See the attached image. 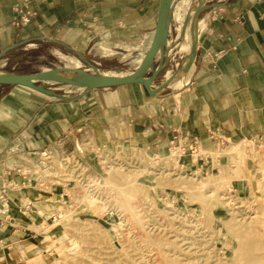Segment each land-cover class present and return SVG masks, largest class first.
Returning <instances> with one entry per match:
<instances>
[{
    "label": "crops",
    "instance_id": "obj_1",
    "mask_svg": "<svg viewBox=\"0 0 264 264\" xmlns=\"http://www.w3.org/2000/svg\"><path fill=\"white\" fill-rule=\"evenodd\" d=\"M217 1L227 4L204 14L190 57L179 51V41L167 74L183 70L157 95L143 85H127L57 100L29 88L0 86V187L43 151L76 159L87 152L88 140L155 154L189 141L200 149L264 145V0ZM152 7L153 0H0V52L49 38L95 58L110 57L103 50L128 54L142 46L139 54L147 56L157 32ZM26 13L34 15L30 24L16 27L14 21ZM173 43L176 35L169 46ZM160 85L158 80L156 89Z\"/></svg>",
    "mask_w": 264,
    "mask_h": 264
},
{
    "label": "rangeland",
    "instance_id": "obj_2",
    "mask_svg": "<svg viewBox=\"0 0 264 264\" xmlns=\"http://www.w3.org/2000/svg\"><path fill=\"white\" fill-rule=\"evenodd\" d=\"M179 1L167 0L171 10ZM216 2L208 0L202 4L200 0H191L181 44L192 47V15ZM170 35L174 40L173 30ZM174 46L173 43L170 47ZM56 50L78 58L43 42L16 50L14 56L0 61V69H7L9 60L16 62V56L21 53L25 54L24 65L32 67L30 72L50 70L52 73L58 68L65 69L68 63L58 57ZM139 53L118 52L106 59L84 54L96 71L84 63L81 71L91 77L96 72L106 76L123 75L134 69L130 63ZM12 70L17 71L18 65ZM167 72L161 83L165 75L167 78L173 75ZM50 88L67 87L55 83ZM83 146L87 152L76 159L49 150L43 151L47 156L43 152L37 155L30 166L16 169L18 177L21 175L18 170L36 169L41 160L49 161L53 155L69 167L75 165L85 179L83 183L90 184L89 189L103 200L98 199L97 213L82 211L86 204L79 209L85 189L58 166L50 178L37 183L35 193H30L33 197L17 195L10 199L12 221L19 217L29 222V216L30 224L45 223L51 221L53 213L66 217L49 231L32 229L27 223L19 227L6 225L4 250L13 245L18 254L24 248L31 251L27 257L20 254L18 264H38L48 257H52L50 264H264V145H251L244 154L234 158L230 155L237 145L202 147L195 156L184 155L178 149L177 157H170L171 151H177L174 147L155 154L146 148L131 149L126 145L104 148L93 140ZM66 189L72 190L62 199ZM53 194L57 196L52 197ZM27 204L31 209L25 216L23 207ZM38 210L45 216H38L35 213ZM60 235L65 241L57 240ZM46 240L50 250H46ZM1 255L0 264L14 262L4 256V251Z\"/></svg>",
    "mask_w": 264,
    "mask_h": 264
},
{
    "label": "water",
    "instance_id": "obj_3",
    "mask_svg": "<svg viewBox=\"0 0 264 264\" xmlns=\"http://www.w3.org/2000/svg\"><path fill=\"white\" fill-rule=\"evenodd\" d=\"M227 3H211L198 9L192 16L191 20V36L193 50L197 44V35L195 32L196 22H199L206 12L212 11ZM167 0H153L152 18L157 26V36L152 46L151 52L147 55V59L139 65L135 70L120 76L100 75L96 72L95 77H91L88 81L66 89H51L44 85L45 81H51V74L47 72H31V73H15L8 70L0 69V86H20L32 89L47 97L57 100H69L96 91H107L127 85H143L152 95H157L160 91L167 89L174 81L175 77L182 72L183 69H178L173 75L162 81L161 85L156 89L155 84L161 79L163 74L168 71L171 65V54L179 45L173 48L169 46L170 34L172 33V13ZM187 18V17H186ZM187 20V19H186ZM38 41L51 42L61 49L76 55L78 59L87 66H90L94 71L96 67L88 62L85 57L77 50L68 47L62 43L52 41L49 38H35L28 41H23L11 45L0 52V61L6 60V57L13 51L22 49L23 47L36 43ZM190 57V55H188ZM189 60L192 59L188 58ZM187 59V60H188ZM151 73V75H149Z\"/></svg>",
    "mask_w": 264,
    "mask_h": 264
},
{
    "label": "bare ground",
    "instance_id": "obj_4",
    "mask_svg": "<svg viewBox=\"0 0 264 264\" xmlns=\"http://www.w3.org/2000/svg\"><path fill=\"white\" fill-rule=\"evenodd\" d=\"M190 7H191V0H180L175 5V7L173 8V11L171 13L172 30L174 31V34L176 35L177 44L179 43V41L182 38V31H183L184 23L186 21V17L188 16ZM204 24H205V20L196 22V26H195L196 35L199 31V28L201 26H203ZM156 36H157V32H155L153 34V36L150 37V39H151L150 44L151 45L149 48H147V50L149 52H151V50H152V46L155 42ZM147 39H148V37H147ZM190 40H192L191 29H190ZM144 49H145V46H142L141 48H139L140 52ZM178 49L181 53H189V51H190V49H192V47L188 44H182V45L178 46ZM129 51L135 52L138 50L135 48H130ZM55 52L60 59L66 61L68 64L66 65L65 69L58 68L57 70H55L52 73L50 70L45 71V72L51 74V81H45L44 82V85L46 87H50V86L54 85L55 83H60L64 87H67V88L76 87V86L88 81L89 79H91V76H89L86 73H84L83 71H81V69L83 68L84 65L78 58L65 55L59 50H56ZM114 53H115L114 51L109 50V49L102 51V54L105 57L114 55ZM146 59H147V56H145L144 53L138 54L136 59H134L130 63V66L137 68ZM117 76H120V75H117ZM117 76H115V77H117ZM250 147H251L250 142L241 143V144L235 146V152L233 154H231L230 156L232 158H234L235 155L244 154ZM171 152H173V154L170 155V157L171 156L177 157L179 154L178 150L176 152H174V151H171ZM110 157H111V159H114L113 155ZM48 160L49 161H46L45 159L41 160V162L38 163L36 169H27V170H24V172H21V175L16 177V179L13 182H11V185H12L11 188L13 187V190H11L8 193V197L10 199H15L17 195H21V196L26 195L28 197L29 196L33 197L34 195H31L30 193H35L34 188L37 187V183L42 181V180L46 181L48 178H50L49 176L52 175V173L57 169V166H58L59 170H62V172H65V174L71 175L72 178L74 179V181L77 184L81 185V187L83 189H85V195H84L85 198L80 202L79 209L84 204H86V206L82 207V211H90L91 213H97L99 207L96 205L99 203L98 199H100V197L97 195H94V193L89 189L90 184L83 183V182H85V179L83 178V175H81V171H78L77 167L75 165H72L71 167L65 165L61 159H57L56 157H53V155L50 159L48 158ZM42 165H46V167H43ZM167 175H170V173H168ZM69 190H72V189H69ZM69 190L66 189L65 192H63V193L61 192L62 193L61 194L62 199H64L66 196H68V194H70V193H68ZM92 195H94L93 198L91 197ZM53 196H57V195L53 194L52 197ZM226 200H228V202L230 201L229 198H227ZM101 201H103V200H101ZM16 207L20 208L17 205H16ZM23 208L26 209L25 216L29 215L28 211L31 209V205L27 204ZM103 208L105 209V206ZM21 212H23V211H21ZM58 212H59V210H58ZM35 213L41 217L45 216V214L41 210H38ZM65 218L66 217H64V215L62 213H60V214L53 213L51 215V221H46L45 223L30 224L31 219L29 218V216H28L29 222H25L22 218L17 217L14 221L11 222V226L19 227V226H21L20 224L27 223L30 226V228H32V229H36V230L39 229V231H41V229H42V231H44V230L49 231V230H53L56 227H58L59 224L65 220ZM26 230L28 231V229H26ZM37 233H39V232H37ZM58 234H60V232ZM57 240L65 241V237L63 235H60V236H58ZM48 241L49 240L45 241L46 245H47L46 250L51 249V247H50L51 245L47 243ZM52 242H54V240ZM31 249H32V247H31ZM3 251H4V256L11 257L10 259L14 260V262L12 261L10 264H18V260H20V254L17 253V251L13 247V245H8L5 248V250L3 248ZM30 253H31V251L29 248H24L21 255L27 257V256L31 255ZM0 258H3L2 255L0 256ZM38 264H44V263L40 260V262Z\"/></svg>",
    "mask_w": 264,
    "mask_h": 264
},
{
    "label": "built area",
    "instance_id": "obj_5",
    "mask_svg": "<svg viewBox=\"0 0 264 264\" xmlns=\"http://www.w3.org/2000/svg\"><path fill=\"white\" fill-rule=\"evenodd\" d=\"M15 12L20 14L23 13L20 7H16ZM33 17L34 15L30 13H26L21 20H15L14 24L16 27L27 26L28 24H30V21ZM174 149L181 150L184 155L189 154L195 156L200 154L199 143H197L196 141H189L183 144L179 142L177 143V146H174ZM43 156H47L45 152H43ZM19 169H23V168H19ZM18 171L19 173L22 172V170H18ZM15 177L16 175L6 177L5 181L0 187V250H2V248L4 247V242H5L4 227L6 225H10L14 217L11 201L10 198L8 197V193L10 191L8 192L7 190H11V189L13 190V187L11 188L12 186L11 182L15 180Z\"/></svg>",
    "mask_w": 264,
    "mask_h": 264
},
{
    "label": "trees",
    "instance_id": "obj_6",
    "mask_svg": "<svg viewBox=\"0 0 264 264\" xmlns=\"http://www.w3.org/2000/svg\"><path fill=\"white\" fill-rule=\"evenodd\" d=\"M16 51V50H15ZM15 51H13V52H11L7 57H6V59H9L11 56H14L15 55ZM23 55H25V54H23V53H21V54H18L17 56H16V62H12V61H10L9 60V62H8V68L6 69V70H8V71H11V72H15V73H20V74H25V73H31L30 71H31V66H25L24 65V61H25V58H24V60L22 59V56ZM31 56L33 55V53H31L30 54ZM18 65V70L17 71H13L12 70V68H13V66L14 65ZM19 66H22V69H19ZM24 66V67H23Z\"/></svg>",
    "mask_w": 264,
    "mask_h": 264
}]
</instances>
